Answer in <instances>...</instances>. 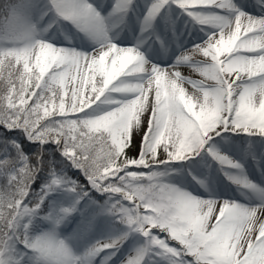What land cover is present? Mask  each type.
Masks as SVG:
<instances>
[{
	"label": "snow or ice",
	"instance_id": "snow-or-ice-1",
	"mask_svg": "<svg viewBox=\"0 0 264 264\" xmlns=\"http://www.w3.org/2000/svg\"><path fill=\"white\" fill-rule=\"evenodd\" d=\"M0 264H264V0H0Z\"/></svg>",
	"mask_w": 264,
	"mask_h": 264
}]
</instances>
